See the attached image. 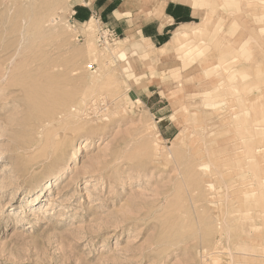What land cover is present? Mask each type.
Listing matches in <instances>:
<instances>
[{
	"label": "rangeland",
	"instance_id": "1",
	"mask_svg": "<svg viewBox=\"0 0 264 264\" xmlns=\"http://www.w3.org/2000/svg\"><path fill=\"white\" fill-rule=\"evenodd\" d=\"M76 1L0 0V264H264V0L136 67Z\"/></svg>",
	"mask_w": 264,
	"mask_h": 264
},
{
	"label": "crops",
	"instance_id": "2",
	"mask_svg": "<svg viewBox=\"0 0 264 264\" xmlns=\"http://www.w3.org/2000/svg\"><path fill=\"white\" fill-rule=\"evenodd\" d=\"M139 2L141 4L142 0H78L73 5L72 14L78 21L97 18L105 27L116 29L121 39L134 36V41L143 43L145 40L144 44L153 51L167 44L181 26L199 22L200 9L193 8L187 1L167 0L160 10V3L156 7L143 8L137 4ZM118 53L126 57L133 67L143 55L129 46L119 49ZM134 83V88L141 90L136 94L138 97L144 95L151 86L148 83L144 88L139 86L142 80Z\"/></svg>",
	"mask_w": 264,
	"mask_h": 264
},
{
	"label": "bare ground",
	"instance_id": "3",
	"mask_svg": "<svg viewBox=\"0 0 264 264\" xmlns=\"http://www.w3.org/2000/svg\"><path fill=\"white\" fill-rule=\"evenodd\" d=\"M163 1L164 0H161L159 2L160 3L159 5H161V3ZM177 1H179V0H177ZM180 1H185V0H180ZM199 4H200L199 0H191V5H192L193 8L199 9L198 8ZM154 7H156V6H154ZM197 25H198V23H195V26H193V27H190L189 25L181 26L180 29H178V30H176L174 32V34L172 35L171 39L169 40V42L167 44L157 47V49L155 51H153L151 49H148V47L144 44L145 40H143V43H141L142 41L141 42L140 41L139 42H134L133 47H134V49L136 51L141 52L146 57L148 56V57H152V58H155V59L159 58V57L166 58L168 56V54L171 53L175 49L176 45H178V43L180 44L183 41V39L192 38L193 36H195L196 34H198L200 32V28H199V26L197 27ZM87 27H88V25H87ZM186 40L187 39H185L184 41L186 42ZM118 47H116L115 49H117ZM205 47H206L205 45H202V46H199V47L196 46V48L194 50H192L190 54L187 52L189 54L188 57L190 59L191 58L194 59V58L198 57V55H199L200 57L198 59L200 60L202 65L203 66L204 65L207 66L206 63L208 62V57H207L208 55H207V53H205Z\"/></svg>",
	"mask_w": 264,
	"mask_h": 264
},
{
	"label": "built area",
	"instance_id": "4",
	"mask_svg": "<svg viewBox=\"0 0 264 264\" xmlns=\"http://www.w3.org/2000/svg\"><path fill=\"white\" fill-rule=\"evenodd\" d=\"M96 21L99 20L96 19ZM118 38L119 34L114 28L99 25L96 31V42L99 46L113 44Z\"/></svg>",
	"mask_w": 264,
	"mask_h": 264
}]
</instances>
